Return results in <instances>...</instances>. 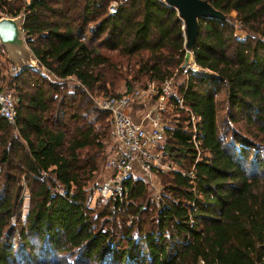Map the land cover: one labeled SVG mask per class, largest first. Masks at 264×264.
Masks as SVG:
<instances>
[{
	"label": "trees",
	"instance_id": "16d2710c",
	"mask_svg": "<svg viewBox=\"0 0 264 264\" xmlns=\"http://www.w3.org/2000/svg\"><path fill=\"white\" fill-rule=\"evenodd\" d=\"M111 1L0 0L24 14L36 62L7 78L0 45V84L17 99L13 123L0 115V264H264V0H207L226 17L198 20L193 60L215 77L189 76L176 94L200 145L174 116L154 149L194 177L155 166L158 200L132 175L90 206L110 132L90 94L159 86L185 55L174 8L124 0L109 14Z\"/></svg>",
	"mask_w": 264,
	"mask_h": 264
},
{
	"label": "built area",
	"instance_id": "2783aa9c",
	"mask_svg": "<svg viewBox=\"0 0 264 264\" xmlns=\"http://www.w3.org/2000/svg\"><path fill=\"white\" fill-rule=\"evenodd\" d=\"M124 0H112L108 5V13L115 14L118 6ZM163 2V0H161ZM24 20V14H19ZM0 17H11L6 13L0 12ZM184 59L187 61L180 68V73L188 79L189 76L202 77L214 76L215 74L205 68H201L195 63L192 56V51L185 49ZM36 65L33 67L35 68ZM17 66L9 63L7 66L6 77L11 78L18 72ZM152 84L148 85L147 89H132L130 92L122 96H91L90 98L95 105L109 114L111 137L116 144L111 157L106 158L99 174L98 179L93 181L92 190L97 194L98 198L108 199L114 194L122 190L125 180L132 176L136 171L139 172L150 187H155L159 182L153 167H159L165 170H176L182 175L194 177L193 168L187 172H183L176 168L170 162L164 160L160 152H157L155 147L163 140L164 126L159 119V116L154 115L153 110L147 112L142 120L134 121L129 113L130 106L133 103H139L149 97ZM173 78L166 79L160 85L156 92V111L163 110L168 104L172 92ZM166 101V103H164ZM17 99L0 84V115L10 123L14 122ZM176 103L179 108H182L189 116L192 122V127L195 130V120L197 118L191 110L185 105L182 96L176 97ZM154 109V108H153ZM192 141L196 148L200 142L196 140V132L192 134ZM196 162V160H195ZM158 187V185L156 186ZM93 192V193H94ZM93 195V194H92ZM198 264H205L202 260Z\"/></svg>",
	"mask_w": 264,
	"mask_h": 264
},
{
	"label": "water",
	"instance_id": "95a60500",
	"mask_svg": "<svg viewBox=\"0 0 264 264\" xmlns=\"http://www.w3.org/2000/svg\"><path fill=\"white\" fill-rule=\"evenodd\" d=\"M174 8L182 22L184 47L192 51L197 36L198 20L201 18L225 19V15L215 9L207 0H163ZM21 16L0 17V45L10 63L22 67H34L35 59L26 45Z\"/></svg>",
	"mask_w": 264,
	"mask_h": 264
},
{
	"label": "rangeland",
	"instance_id": "374dc122",
	"mask_svg": "<svg viewBox=\"0 0 264 264\" xmlns=\"http://www.w3.org/2000/svg\"><path fill=\"white\" fill-rule=\"evenodd\" d=\"M25 1H27V0H25ZM230 16L231 17H234L235 14H231L230 13ZM235 36H236L237 39H244L245 34H244L243 31H241L239 29H236ZM239 37H241V38H239ZM185 57L186 58L183 60L182 65L184 64L185 61H187V57L188 56H185ZM6 72H7V68H6V70H3V73L4 74ZM208 76H210V75H208ZM172 78H173V86H172L173 95L170 96L169 101H168V104L164 107L163 110L156 111V109H155V106H156V92L158 91L160 85L158 86L154 82H150L149 81V82H145L143 84H141V83L135 84L132 87L133 89L136 88V89H145L146 90L147 87H148V85L149 84L150 85L152 84L151 90L148 91V92H150L149 97L146 98V99H143V101H141L139 103H133L130 106L129 113L133 117L134 121H140V120H142L143 116L147 112L153 110L154 115H156V116L158 115L159 116V119L161 120V123L163 124L164 129H165L166 126H168L169 124H171L174 121V120L172 121V119H173L174 116H175V118L177 116H179V117H182L183 124L186 125V126H190L189 129L193 130V133H194L195 130L192 127V122L190 121V118H188L189 116L185 113V111L182 108H179L178 106H176L177 104L176 105H172L173 103H171V98L172 97H174V96L178 97V95L176 94V90H177L178 84L180 82L186 81L187 78H185L183 75L180 76V77L178 76V77H175V78L172 77ZM122 92H124L123 82H119V85H118V87L116 89V93H122ZM90 95L91 96H95V97L102 96L101 94L99 95L98 93H96V91H94L93 94H90ZM164 103H166V101ZM175 107H177V110H174ZM194 120H195V123H197L196 122V119H194ZM197 121H198V119H197ZM229 125L232 126V124H229ZM13 132L15 133V131H13ZM108 141H111V143L108 144ZM113 142L114 141H113V139L111 137V128H110V132L107 133V138L103 142L104 145L106 146L105 153H104V158L105 159L111 157L112 154H113V152H114V150L116 149V144L113 143ZM198 153H200V152L198 151ZM105 159H104V161H105ZM104 161H103V164H104ZM102 167H103V165H102ZM102 167H101L100 171H102ZM100 171L98 172V174L96 175V177L93 179V181L94 180L96 181L98 179L99 174L101 173ZM133 176H140V174H139V172L136 171L135 173H133ZM157 180L159 182L157 184L158 187H156L157 185L155 187H153V188L151 187L152 194H153L152 197L154 198V196H155L156 200H158L157 198L159 197V195L161 193V191H160L161 188H160V185H159L160 184V179L157 178ZM92 182L90 183V188L91 189H92ZM24 192L25 193H24V197H23V204H22V208H21V218L22 219L24 218V216H25V214L27 212V203H28V195H27L28 193L26 191H24ZM97 199H98V196L94 192L93 195L91 196L90 200H89V205L90 206H94L95 203H96V201H97Z\"/></svg>",
	"mask_w": 264,
	"mask_h": 264
}]
</instances>
